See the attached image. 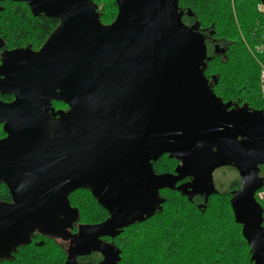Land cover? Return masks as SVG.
Instances as JSON below:
<instances>
[{"label":"water","instance_id":"water-1","mask_svg":"<svg viewBox=\"0 0 264 264\" xmlns=\"http://www.w3.org/2000/svg\"><path fill=\"white\" fill-rule=\"evenodd\" d=\"M24 3L33 17L58 21L41 48L4 52L0 65V261L37 232L69 240L65 264L98 252L97 264H119L114 239L152 218L171 190L198 209L216 194L215 169L233 166L240 189L230 207L250 247L264 264L262 112H227L204 76L206 47L197 26H186L178 0H113L117 14L103 24L92 0H0ZM264 6V0H257ZM66 111L54 112L51 102ZM50 112V114H49ZM163 156L179 162L155 175ZM188 184L175 188L177 182ZM90 193L108 217L78 224L69 196ZM75 234H71L74 225ZM90 264V263H81Z\"/></svg>","mask_w":264,"mask_h":264},{"label":"trees","instance_id":"trees-1","mask_svg":"<svg viewBox=\"0 0 264 264\" xmlns=\"http://www.w3.org/2000/svg\"><path fill=\"white\" fill-rule=\"evenodd\" d=\"M92 1L103 24L114 18L117 8L113 0ZM257 4V0H178L184 24L198 23L201 31L206 30L225 45V63L213 58L209 65L219 76L218 85H240L248 103L264 105L259 85L264 50L257 49L264 43V16L256 11ZM57 24V20L44 16L33 17L24 3L8 2L0 13V37L10 49L37 48ZM176 164L164 156L154 164V171L171 173ZM160 196L165 202L152 218L122 230L110 240L120 252L119 264H252L249 247L234 222L226 196L211 197L203 211L180 194L163 191ZM8 198L3 188L0 199ZM68 200L70 207L78 211V224H96L105 218L106 213L88 191L78 190ZM258 202L264 210V201ZM64 259L58 245L44 241L40 248H20L14 258L0 264H63Z\"/></svg>","mask_w":264,"mask_h":264},{"label":"flooded vegetation","instance_id":"flooded-vegetation-1","mask_svg":"<svg viewBox=\"0 0 264 264\" xmlns=\"http://www.w3.org/2000/svg\"><path fill=\"white\" fill-rule=\"evenodd\" d=\"M8 2L9 1H2V2L0 1V13L3 11V4L4 3H8ZM259 5H260V3L258 2V4L256 5V11L258 13H259V10H258V6ZM185 25L188 26V27H192V26L196 25L197 26V30L196 31L204 39V44H205V47H206V60H205L206 68H205V71H204V76H205V78H206V80L208 82V86H209L210 90L212 91V93L218 99L221 100L223 105L227 106L226 111L227 112H238L241 109H245L249 113H251V112H259L260 111L264 115V105H254V104L248 103L246 97L243 96V94L241 93L240 85H235V84L233 86L230 85V84H220V85H218L219 76L215 75L213 73V69H211V67L209 68V65H211L213 58L217 59L218 61H220L222 63H225V61H226L225 45L222 42L218 41L213 36H210V34H208L206 30H202L201 31L198 23L192 22L190 24H185ZM44 42L37 48H34L33 46H23V47H16V48H11L10 49L7 46L6 41L4 39H2V37H0V65L2 63V55H3L4 52H10V51H13V50H16V49H26V48H28L29 50H31L33 52H36V51H38L41 48V46L44 44ZM260 76H261V74L259 75V83H260ZM221 80H222V78L220 76V81ZM260 90H261V88H260ZM261 92H262L261 94L264 95V91L261 90ZM14 100H15V98H14L13 95H6V94L1 95L0 94V102L3 103V104H11L12 102H14ZM51 108L54 110V112L66 111L67 110V107L65 105H63L62 103H59V102H54V101L51 102ZM49 114H50V112H49ZM3 128H4V123H0V141L4 140L7 137V134L4 132ZM156 162L153 163L152 169H153V172H154L155 175H160L159 173H156L154 171V164H156ZM178 165H179V162H177L175 168ZM175 168L173 169V171L171 173H168V174H173ZM258 176H259L260 179H263V181H264V164L259 167V175ZM190 181H191L190 178H185L181 182H177V184L175 185V188H177V187H179L181 185L188 184ZM212 182H213L214 189L216 190V194L212 195V196H210L208 198V201H207V204H206L205 208L208 206L209 199L211 197L224 195V196H226V199H227L228 204H229V209H230V211L232 213V217L234 219V215H233V212H232L231 207H230V199L232 197V194L240 189V175H239V172L233 166H225V167H221V168L215 169L213 171V173H212ZM3 188L7 191V194H8L9 198L7 200L0 199V202H3V203L12 202V198H11V196H10V194H9V192H8V190H7V188H6V186L4 184H0V194H1V192H3ZM163 191H169L171 193L180 194V193H178L176 191L162 190V191H159V196H160V193L163 192ZM160 198H161V196H160ZM184 198H186V197H184ZM256 202L260 205L258 200H256ZM189 204L192 205L193 207H195L199 211H203L205 209V208L203 210L202 209H198L193 204H191V203H189ZM260 207H261V205H260ZM104 212L106 213V211H104ZM263 216H264V210H263ZM107 217H108V215L106 213L105 214V218L102 221H100L99 223H102L104 220H106ZM234 222H235V220H234ZM99 223H96V224H99ZM77 225L78 224L74 225L73 229L71 230V234H75L76 233ZM238 226H240V225H238ZM262 227H264V219H263ZM240 228H242V227L240 226ZM38 238H42L43 240H40ZM110 240H112V239H110V238H101L102 242L112 245ZM44 241H52L53 243H55L56 245H58L62 249V252L65 255V259H64V263L63 264H65V261H66V258H67V253H68L69 249L71 248L70 241L69 240L65 241V240H62L61 238L49 239V238L41 236L37 232L32 234L30 244L17 248L16 251L9 257L8 260H1V261H10L12 258H14V256H16V253L22 247L35 246V247L40 248V247H42L44 245ZM249 252H250V247H249ZM250 258H251V254H250ZM75 260H76L77 263H80V264L81 263L97 264V263H99L102 260V256L98 252H93V253L88 254V255L76 256ZM251 263L254 264L253 262H251Z\"/></svg>","mask_w":264,"mask_h":264},{"label":"built area","instance_id":"built-area-1","mask_svg":"<svg viewBox=\"0 0 264 264\" xmlns=\"http://www.w3.org/2000/svg\"><path fill=\"white\" fill-rule=\"evenodd\" d=\"M258 10H259V13H261V15L264 16V6L262 4H260L258 6ZM260 74H261V76H260V86L262 84L261 90L264 91V71L261 72ZM255 199L258 200V201H264V192L259 190L255 194Z\"/></svg>","mask_w":264,"mask_h":264},{"label":"rangeland","instance_id":"rangeland-1","mask_svg":"<svg viewBox=\"0 0 264 264\" xmlns=\"http://www.w3.org/2000/svg\"><path fill=\"white\" fill-rule=\"evenodd\" d=\"M6 7H7V6H6ZM8 8H9V6H8ZM116 14H117V12H116ZM116 14H115L114 18H112V20L108 19L106 23H107V24H110L111 22H113L114 19H115V17H116ZM260 15H261V13H260ZM261 16H262V15H261ZM106 23H105V24H106ZM257 49L259 50V52L263 51V50H264V43H263L262 45L258 46ZM263 71H264V69H263V67H262V68L260 69V73L263 72ZM260 73H259V75H260ZM259 85H260V83H259ZM261 87H262V84H261L260 88H261ZM263 192H264V191H263ZM81 224H83V223H81ZM87 225H93V224L88 223ZM133 253H134V252H131L130 255L132 256Z\"/></svg>","mask_w":264,"mask_h":264}]
</instances>
